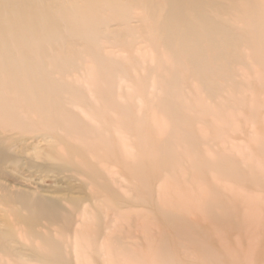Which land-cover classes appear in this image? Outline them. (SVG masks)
<instances>
[{
  "label": "rangeland",
  "instance_id": "1",
  "mask_svg": "<svg viewBox=\"0 0 264 264\" xmlns=\"http://www.w3.org/2000/svg\"><path fill=\"white\" fill-rule=\"evenodd\" d=\"M170 1L0 0V264H264V0Z\"/></svg>",
  "mask_w": 264,
  "mask_h": 264
},
{
  "label": "bare ground",
  "instance_id": "2",
  "mask_svg": "<svg viewBox=\"0 0 264 264\" xmlns=\"http://www.w3.org/2000/svg\"><path fill=\"white\" fill-rule=\"evenodd\" d=\"M186 3L192 7V4H191V0H185ZM177 3H179V0H177ZM177 3L175 0H171L169 2V12L166 16V19H167V22H168V29H172L170 27V24L171 25H175L176 24V19H179V16H177ZM180 20V19H179ZM171 37H183L184 36V33H181V32H176V31H173L172 34H170ZM35 204V203H34ZM34 209V208H33ZM35 213H37L38 215H41V216H50L51 215V212L49 209L45 208L44 206H41L40 204L37 206L36 209H34Z\"/></svg>",
  "mask_w": 264,
  "mask_h": 264
}]
</instances>
